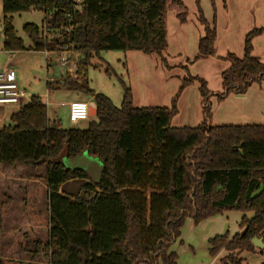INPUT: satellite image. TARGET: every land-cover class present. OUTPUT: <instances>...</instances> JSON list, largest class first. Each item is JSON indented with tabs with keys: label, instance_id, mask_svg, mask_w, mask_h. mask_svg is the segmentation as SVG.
<instances>
[{
	"label": "trees",
	"instance_id": "16d2710c",
	"mask_svg": "<svg viewBox=\"0 0 264 264\" xmlns=\"http://www.w3.org/2000/svg\"><path fill=\"white\" fill-rule=\"evenodd\" d=\"M2 3L6 52L44 51L39 27L31 24L24 31L33 47L25 48L13 26L15 14L37 11L46 17L52 11V23L71 20L75 28L63 44L71 43L81 53V79L64 78L62 86L91 98L97 114L87 129H64L49 119L43 99L32 97L11 115L10 126L0 129V166L46 169L50 223L47 243L33 244L29 262L4 258L0 243V264H42L35 262L41 254L46 264H177L172 247L188 219L198 226L232 211L244 214L241 232L211 239L210 255L225 250L230 254L221 264H243L240 252L257 251L252 240L264 239V125H210L212 93L202 78L189 74L178 94L199 84L204 122L195 128L171 127L178 114L176 98L170 108H135L132 89L121 81L118 108L88 82L91 61L102 52L156 56L170 70L166 15L175 7L178 20L185 23L187 8L181 1L82 0L80 14L74 13L73 0ZM196 6L205 37L193 63L214 57L217 40L215 20L211 24L205 19L199 0ZM262 33L264 28L246 36L242 58L231 53L223 58L230 67L222 74L219 102L264 81V64L252 54L253 40ZM47 87L52 91L57 85L47 82ZM84 152L104 165L98 181L63 164L64 158L74 160ZM12 203L11 198L0 202V238Z\"/></svg>",
	"mask_w": 264,
	"mask_h": 264
},
{
	"label": "rangeland",
	"instance_id": "374dc122",
	"mask_svg": "<svg viewBox=\"0 0 264 264\" xmlns=\"http://www.w3.org/2000/svg\"><path fill=\"white\" fill-rule=\"evenodd\" d=\"M199 1L205 19L211 24L215 20L216 27L219 25L221 30L222 25L223 29H225L229 23V19L227 18L228 2H226L225 8L224 0H215L214 5L212 0ZM183 3L187 8V20L185 23H180L176 17L177 8L175 7L171 8L166 15L168 24V50L165 58L171 68L170 70L158 62V68L156 70L152 67L153 69L147 72V69L144 68L148 80H140V71L138 74L133 75L127 66L125 57L128 52H102L99 58L94 57L88 68L90 88L96 93L109 97L113 104L119 108L123 97L121 81L131 88V84H133L135 86V92L138 95H144L145 86L148 85V91L151 92L152 97H149L147 100L142 99V103L137 101L135 106H138L139 109L170 108L172 99L176 98L178 104L182 96V93L178 94L179 88L184 78L188 77L187 75L189 74L192 77H200L207 83V88L213 95L210 98V102L216 106L214 95H220L222 91L217 86L221 80L212 72L215 68L214 65H219L221 62H214L216 60L208 59L193 63L194 58L198 54L199 40L205 37V28L199 23L195 0H183ZM250 15L253 19V8ZM44 18L45 15L42 12L13 15V26L17 36L23 40L26 49L33 47V43L25 33L24 26L31 24L41 28ZM3 22V3L0 0L1 35L4 33ZM172 31L176 35L170 39L169 33L171 32V35H173ZM3 41L4 37L2 38L0 36V51L3 47ZM19 53H22L23 56L18 61L19 67L15 65L14 68L19 88L32 97H41L47 107L49 106V102L52 103V107L47 108L48 115L53 119L51 120L52 122L59 121L64 129H87L95 119L90 117L88 121L80 122L77 125L71 124L69 121V104L77 101V97L79 96L81 97L79 98L80 100L89 102V97L68 91L62 85L57 88L54 87L52 91H49L47 87L48 57L44 51L36 52L27 50ZM51 57L54 58V56ZM5 60L4 54H0V64H3ZM139 69L141 68L139 67ZM107 70H109V73H107ZM60 75L61 69L55 67L51 77L60 79ZM136 78L140 80L138 83ZM197 89H199V85L195 83L186 90L184 109H181L180 115L172 120V128H195L202 124L201 120L199 123H194V120H188L189 112L193 109V99L189 95L192 92H195V94L198 92L201 95ZM159 93L162 94V97L160 98L158 95L154 99V96ZM47 94L48 96L45 97ZM176 95L178 96L176 97ZM13 112H15L14 109L0 108V127L10 125V120L3 118V116L7 117L6 115ZM232 124L218 126H231ZM256 125H264V123H256ZM45 177V168L34 169L20 165L14 167L0 166V202H3L5 198H11L13 202L11 217L8 220L6 219L5 222L6 231L3 238V246L0 242L1 254L6 259L15 261H23L26 259L30 261V252L34 250L33 244L39 242L44 245L48 241L50 223L48 215V191ZM227 213H231L233 217H242V213L237 211ZM234 219L231 227L232 230L228 233L230 238H233L241 232L240 224L242 218L237 221L236 225V219ZM239 259L243 261V264H264V251L257 249L255 253L240 252ZM35 262L46 264L47 259L41 254L35 259Z\"/></svg>",
	"mask_w": 264,
	"mask_h": 264
},
{
	"label": "crops",
	"instance_id": "0c3cea01",
	"mask_svg": "<svg viewBox=\"0 0 264 264\" xmlns=\"http://www.w3.org/2000/svg\"><path fill=\"white\" fill-rule=\"evenodd\" d=\"M178 1H181L183 3V0H178ZM226 2H228L227 18L229 19V23L225 29H223L221 25V30L219 28V25H217L216 55L214 57L208 58L210 60H216L214 62H221L219 63V65H214L215 68L212 72L216 74L221 80V81L219 80L220 84L217 85L219 87V90H222L221 93H223L222 74L225 71H227L230 67V64L224 61L223 58H225L229 53L234 54L239 58H242L244 56V43L246 36L256 29L264 28V0H238V1L226 0ZM226 2L224 0L225 8H226ZM252 8L254 12V16H252L253 19L251 18L250 15ZM176 17H177V12H176ZM175 35H176L175 32L173 33V35H171L170 32L169 33L170 39ZM0 36L3 38V35L0 34ZM252 47H253L252 54L264 64V33L257 36L253 40ZM0 54H4L6 59L3 62V64H0V69L10 66L11 68H13L14 74L16 76V72L14 68L15 65L19 67L18 61L23 56V54L19 52H12V53L6 52L3 50V47L2 50L0 51ZM125 59L127 66L130 68L131 74L135 75L138 74V72L140 71V80L143 79L148 80L146 76V71L150 72V70L153 68L156 70V68H158L157 67L159 64L158 62H160V59L156 56H146L144 54L137 52H128ZM208 59H204V60H208ZM204 60H200V61H204ZM139 67L141 69H139ZM144 68L147 70L145 71ZM55 80H56L55 84L57 85V87L59 85L60 86L63 85L64 79L62 75H60V79L55 78ZM136 80L137 83L138 81H140L138 80V78H136ZM131 86L132 88L131 87L130 88L132 89V93H133V105L135 108H138V106H135V103L137 101L142 103V99L147 100L149 99V97H152L151 92L148 91V85L145 86L144 95L136 94L134 88L135 86L133 84H131ZM188 88H186L183 91L182 96L178 101L177 116L180 115L181 109H184V103H185L184 98L186 96V90ZM26 94L32 98L31 95H29L28 93ZM158 95L160 96V98L162 97V94L159 93L154 96V99H156ZM46 96H48V94L45 95V97ZM190 96L193 99V109L189 112L190 115L188 117V120L189 119L194 120L195 121L194 123H199V121L201 120L202 121L201 123H203L204 122L203 99L201 95L198 94V92L197 94H195V92L194 93L192 92L190 93L189 97ZM214 96L216 99V103H215L216 106H214V104L211 103L213 111H212L211 120L209 121L210 125L218 126L229 123H233L232 125L234 124L256 125V123H264V81L254 83L248 89V91L243 95L231 94L221 102H219L217 99L218 95H214ZM187 97L186 99L188 100ZM79 98L81 97L80 96L77 97L78 99L77 101L87 102L80 100ZM89 100L90 101L88 103L90 104L94 103L91 98H89ZM48 105H49L48 107H52V103L49 102ZM171 105H172V101H171ZM13 113L6 115L7 117L3 116V118H7L8 120H10L11 115ZM177 116L175 118H177ZM48 117L50 120H53L50 118L49 115ZM3 127H0V129H2ZM12 210H13V203L9 211V214L7 216V220L10 219ZM243 216L244 214H242V217H238V216L233 217L231 213L226 212L221 215H217L213 218H210L202 222L198 226L194 224V221L192 219H188L182 230L181 239L172 247V252H174L178 256L177 264H221L220 261L223 258L227 257L230 253H228L225 250H222L218 254V256L212 257L209 252L210 250L209 241L215 237L230 233L232 230L231 227L233 224V219L234 218L236 219L235 222L236 225L237 221L240 220V218H243ZM246 216L248 218H252L251 214H248ZM5 231L6 229L4 230L0 238L2 246H3V238L5 236ZM235 231H237V229H235ZM2 252H3V248H2ZM23 261L29 262V260L26 259Z\"/></svg>",
	"mask_w": 264,
	"mask_h": 264
},
{
	"label": "built area",
	"instance_id": "2783aa9c",
	"mask_svg": "<svg viewBox=\"0 0 264 264\" xmlns=\"http://www.w3.org/2000/svg\"><path fill=\"white\" fill-rule=\"evenodd\" d=\"M74 13H83L82 0H73ZM37 12V11H34ZM43 13V12H42ZM68 18L72 13L68 12ZM55 20L54 13L49 11L39 28L40 38L44 44V53L47 58L48 83H56L51 77L55 67L61 69V75L74 81L81 79L80 66L82 55L74 49L71 43L63 44V39L74 30L71 20L68 23H52ZM49 48H52L50 50ZM51 56H54L52 58ZM31 97L21 90L17 84L13 68L10 66L0 69V108L20 110L31 102ZM90 118V103L75 101L69 104V121L73 125L88 121Z\"/></svg>",
	"mask_w": 264,
	"mask_h": 264
},
{
	"label": "water",
	"instance_id": "95a60500",
	"mask_svg": "<svg viewBox=\"0 0 264 264\" xmlns=\"http://www.w3.org/2000/svg\"><path fill=\"white\" fill-rule=\"evenodd\" d=\"M97 114V107L94 103L90 104V117H95ZM63 164L70 171H85L94 181H98L103 173L104 165L98 158H93L84 152L82 156L69 160L63 159ZM253 246L261 251H264V239L254 238L252 240Z\"/></svg>",
	"mask_w": 264,
	"mask_h": 264
}]
</instances>
